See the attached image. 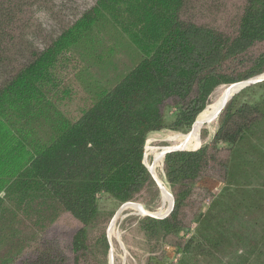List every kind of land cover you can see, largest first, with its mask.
<instances>
[{"label": "trees", "instance_id": "obj_1", "mask_svg": "<svg viewBox=\"0 0 264 264\" xmlns=\"http://www.w3.org/2000/svg\"><path fill=\"white\" fill-rule=\"evenodd\" d=\"M233 1L0 0V264L107 255L116 209L154 185L148 136L187 134L217 88L264 73V0L217 25ZM217 121L209 142L164 155L172 210L139 226L171 264H264V81ZM63 216L66 250L49 232Z\"/></svg>", "mask_w": 264, "mask_h": 264}, {"label": "rangeland", "instance_id": "obj_2", "mask_svg": "<svg viewBox=\"0 0 264 264\" xmlns=\"http://www.w3.org/2000/svg\"><path fill=\"white\" fill-rule=\"evenodd\" d=\"M239 6H241L240 1L235 0L231 2L228 5L226 12L222 14L218 22L216 20L217 22L216 24L219 26H224L225 24L224 21H227L228 24L229 25L231 24L232 26L234 16L238 11ZM119 61L121 66L119 68L118 74L124 75L126 72L130 70V68H132V65L130 66V64H134L136 62V58L134 56V61L132 62V61H128L126 57H121ZM262 75H264V73ZM260 76L256 77V80H261V82L262 80L264 81V77L259 78ZM222 87L225 86H221L217 88L210 96V101L208 106L211 105L216 100L219 91L222 89ZM243 89H241L239 92H241ZM67 108L69 115H72L71 114L72 106H68ZM221 113L219 115H216L215 122L214 119L211 122H206L202 124V127L199 132L200 142L198 146H196L197 149L202 144L210 141V139L212 138L213 134L215 133L218 127L217 120L221 115ZM194 123H196V121ZM182 135L184 134L172 133L167 130L150 134L147 138L145 145L146 153L144 154V161H143L145 166L151 165V163L153 162L154 153H159L162 148L173 146V144L169 141L170 139ZM186 150L187 151L195 150V148L191 149L190 147ZM163 158L164 157H162L161 161L159 162L156 170H157V174L159 173L158 174L159 180L162 182L168 194L171 195L167 183L165 181V176L163 172ZM151 179L153 180L154 185L147 187L137 197L135 201L130 202L131 204L136 205L140 210H135L133 208H126L123 211H120L121 207L123 206L121 205L116 209L113 217L109 220V222L105 226V235L107 237L110 246L107 255L104 256L102 249L99 247L95 254L96 260L94 259L93 262L91 263L88 262L84 264H151L149 262L151 257H156L159 264L162 263L171 264L176 262L178 256L177 254H174V252L170 249L169 247L170 245H166V244L163 245L156 241L149 242L145 238L144 233L141 231L139 226V221L143 217L149 215L156 219H161L166 217L167 212L170 208V204H168L165 201L164 202L162 201L160 188L157 185L155 179L152 176ZM201 185L207 187L213 193H216L221 188V185L219 183L212 181L210 182L206 180L203 181ZM205 205L206 203L205 204L195 203V205L187 209L186 220H191L195 213H198L199 211L200 212L203 211ZM74 226H76V223H74L70 218L63 216L58 220L57 223H55L52 226V228L49 229L51 235L55 237V239L58 241V243L64 250H66V240L70 238ZM24 232L28 234L27 229ZM109 232H111V234H109ZM110 236H111V240H110ZM90 237L93 238L94 235L90 234ZM66 253H68V251H66ZM167 256L169 259L167 258ZM155 263L156 262L152 264Z\"/></svg>", "mask_w": 264, "mask_h": 264}, {"label": "bare ground", "instance_id": "obj_3", "mask_svg": "<svg viewBox=\"0 0 264 264\" xmlns=\"http://www.w3.org/2000/svg\"><path fill=\"white\" fill-rule=\"evenodd\" d=\"M261 77H264V75L260 76L259 78ZM241 87L242 84L222 87V89L219 91L216 100L211 105L207 106L205 110L198 116V118L196 119V123H194L193 125V130L191 132H189L186 135L176 136L173 139H170L169 141L173 144L172 147L162 148L159 153H154L153 162L151 163V165L148 166L146 165V168L148 169L149 173L155 179L157 185L159 186L161 192V199L163 202L165 201L171 205V197L166 191L162 182L159 180L158 178L159 173L157 174V170H156L165 152L168 149L170 150L173 148L186 150L191 147V149L194 148L197 149L196 146H198L200 142L199 132L202 127V124L213 121L216 118V115H219L221 113L220 111L221 108L224 106V104L229 100L230 97L235 95V93H237ZM215 121L216 119L214 120V122ZM126 208H133L135 210H140L136 205H133L131 203H126L121 207L120 211H123ZM109 234H111V232H109ZM110 240H111V236H110Z\"/></svg>", "mask_w": 264, "mask_h": 264}, {"label": "water", "instance_id": "obj_4", "mask_svg": "<svg viewBox=\"0 0 264 264\" xmlns=\"http://www.w3.org/2000/svg\"><path fill=\"white\" fill-rule=\"evenodd\" d=\"M263 81V80H262ZM258 82H261V80H256V78H254V79H251V80H249V81H246V82H243V83H239V84H242V87L240 88V90L241 89H243V88H245V87H247V86H249V85H252V84H255V83H258ZM234 85H237V84H234ZM231 86V85H230ZM240 90H238V92L240 91ZM237 92V93H238ZM236 94V93H235ZM231 99V97L229 98V100ZM228 100V101H229ZM227 101V102H228ZM227 102L224 104V106L221 108V111L220 112H222L223 111V109H224V107L226 106V104H227ZM219 112V113H220ZM193 126V125H192ZM192 128V127H191ZM196 150V149H195ZM175 151H185L184 149H170V150H168L167 152H165V154H167V153H170V152H175ZM164 154V155H165ZM164 157V156H163ZM148 170V169H147ZM149 172V171H148ZM150 174V173H149ZM170 197H171V205H170V208H169V210H168V212H167V215L171 212V210H172V207H173V199H172V196L170 195ZM166 215V216H167ZM148 217H152V216H149V215H147ZM152 218H154V217H152ZM162 219V218H161Z\"/></svg>", "mask_w": 264, "mask_h": 264}]
</instances>
